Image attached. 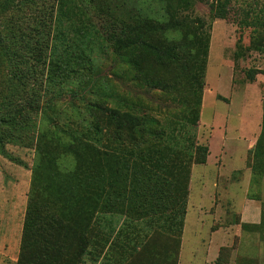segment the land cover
Here are the masks:
<instances>
[{"label": "rangeland", "instance_id": "1", "mask_svg": "<svg viewBox=\"0 0 264 264\" xmlns=\"http://www.w3.org/2000/svg\"><path fill=\"white\" fill-rule=\"evenodd\" d=\"M70 1L62 11L76 8L73 32L66 19L60 27L71 37L85 35L87 66L42 97L41 104L52 100L50 119L39 112L38 129L22 143H7L9 156L0 153V264H16L31 204L37 214L73 223L67 249L77 264L94 257L96 264H264V164L255 145L245 162L237 146L261 132L264 113V53L250 49V28L239 27L233 14L211 16L212 0ZM165 7L183 24L166 35L181 44L182 59L162 90L139 82L104 38L109 19H163ZM193 74H202L201 90L189 80ZM99 106L151 124L131 139L105 124ZM224 132L234 138L229 155L236 156L217 155ZM211 152L215 165L206 167ZM204 154L206 162H198ZM252 162L250 184L247 170L228 178L231 167ZM209 178L218 186L208 188ZM246 196L261 203L262 218L238 224Z\"/></svg>", "mask_w": 264, "mask_h": 264}, {"label": "trees", "instance_id": "2", "mask_svg": "<svg viewBox=\"0 0 264 264\" xmlns=\"http://www.w3.org/2000/svg\"><path fill=\"white\" fill-rule=\"evenodd\" d=\"M70 2L0 0L1 154L9 156L7 143H22L38 129L36 116L39 112L43 113L41 116L44 119H50L46 109L47 106L52 107V100L49 98L48 104H41L42 97L49 92L53 94L56 86H62L70 72H78L87 66L83 58L88 48L85 35L71 37L60 27L66 19L69 31L73 32L72 16L76 15V8L69 5V10H72L69 11L70 15L62 11V7L66 8ZM243 2L245 5L234 8L233 0H212L209 12L214 18H228L233 14L239 27L250 28V49L264 53V0ZM164 9L163 19L146 16L134 25L128 20L129 24L124 20L120 21L122 24H113L109 19L104 38L113 46L115 56L132 68L139 82L162 90L168 88L167 76L182 59L178 53L181 44L174 37H167V32H177L183 27L182 23L174 20L173 14L169 15L167 7ZM198 21L199 24L203 23L200 19ZM63 41L65 43L61 48ZM252 72L251 69L248 71L251 79L254 77ZM200 77L202 74H193L189 78L194 88L199 90L202 87ZM99 108L102 109L101 118L108 127L116 133L124 131L131 139L142 138L151 124V119L146 116L119 112L114 107L106 111L101 106ZM197 148L208 151L206 146L199 145ZM254 151L264 164V113ZM197 161L206 162V154ZM254 163L249 165L252 172L255 171ZM76 166L72 175H76L81 165ZM73 231L75 233L73 223L62 214H37L32 204L29 205L16 264H77V258L67 249ZM79 260L78 264H87ZM93 261L96 264L95 257Z\"/></svg>", "mask_w": 264, "mask_h": 264}, {"label": "crops", "instance_id": "3", "mask_svg": "<svg viewBox=\"0 0 264 264\" xmlns=\"http://www.w3.org/2000/svg\"><path fill=\"white\" fill-rule=\"evenodd\" d=\"M259 133H260V131L253 132V134L251 135L252 137L247 141V144L243 145V147L240 146L241 145L240 142L237 143L238 148L239 149H242L243 153L245 152L243 154V157H242L243 160L242 161H244V162L246 161V157H247V155L249 153V150L251 148H253V146L255 145ZM233 139L234 138L230 139V136L226 132H224L223 135H221L220 136V139H219L221 145H219V149H218L217 155L219 153H222L223 156H225L227 158L228 157H231V156H236V155H229V153L231 152L230 143H233ZM209 150H210V148H209ZM215 157H216V155H213L212 152H211V155L210 154L208 155L207 163H206L207 165H205V166L207 167L208 165H211V164L215 165L214 162H213V159H212V158H215ZM220 168L221 169H219V173H220L219 175L221 176L222 175V172H223L222 169L225 168V165L222 164L220 166ZM216 169L217 168H215V170ZM230 170H231V172L227 171V172L230 173V176L228 175V178H232L233 177V174L238 173V170H247V172H251V175L249 176V184H250V179H251V176H252V170H251L250 167H243L242 169H237V168L231 167ZM225 178H227V176ZM238 180L239 179L237 178L235 181H238ZM212 185L214 187H217L218 186V182L216 180L215 181L214 180L213 181L212 180L210 181V178H209L207 180V187L208 188H211ZM230 196H231V198L233 196L236 197V192L230 191ZM212 198H214V200H215L216 196L213 195ZM245 198H246V201L244 202V205L241 206L242 209H241V213H240V222L238 224H240L242 222H245V223H255V222H259L260 219H261V203H258L257 200L250 199L247 196ZM257 208L258 209L260 208L258 210L259 215L256 212H254V211H256Z\"/></svg>", "mask_w": 264, "mask_h": 264}]
</instances>
